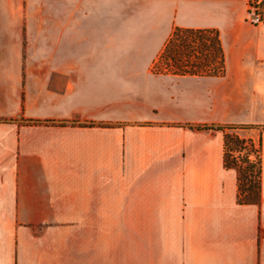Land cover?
Returning a JSON list of instances; mask_svg holds the SVG:
<instances>
[{"label": "crops", "instance_id": "obj_1", "mask_svg": "<svg viewBox=\"0 0 264 264\" xmlns=\"http://www.w3.org/2000/svg\"><path fill=\"white\" fill-rule=\"evenodd\" d=\"M250 0H0V264H264V23ZM215 28L222 76L161 74L174 29ZM261 141L238 201L222 130ZM116 226V227H115Z\"/></svg>", "mask_w": 264, "mask_h": 264}, {"label": "trees", "instance_id": "obj_2", "mask_svg": "<svg viewBox=\"0 0 264 264\" xmlns=\"http://www.w3.org/2000/svg\"><path fill=\"white\" fill-rule=\"evenodd\" d=\"M255 7L256 23H264V0H250ZM251 8L249 11H251ZM155 73L176 75L222 76L226 72L225 51L220 31L215 28L190 29L176 27L153 66ZM199 129L224 132L227 169L238 176V201L241 204L261 203V141L241 136L239 129L251 125H199ZM243 151H245L243 153ZM252 154L255 159H252Z\"/></svg>", "mask_w": 264, "mask_h": 264}, {"label": "rangeland", "instance_id": "obj_3", "mask_svg": "<svg viewBox=\"0 0 264 264\" xmlns=\"http://www.w3.org/2000/svg\"><path fill=\"white\" fill-rule=\"evenodd\" d=\"M255 7L251 8L248 16L253 20L252 16L255 14ZM247 129H239L237 132L240 135H245ZM252 159H255V155L252 154ZM6 217H0V251H4V243L6 236ZM116 227V226H115ZM133 233H120L117 230L110 232L109 241V264H135V248L133 246ZM4 259L0 256V260Z\"/></svg>", "mask_w": 264, "mask_h": 264}, {"label": "water", "instance_id": "obj_4", "mask_svg": "<svg viewBox=\"0 0 264 264\" xmlns=\"http://www.w3.org/2000/svg\"><path fill=\"white\" fill-rule=\"evenodd\" d=\"M252 18H253V20H256V19H257V16L254 14V15L252 16Z\"/></svg>", "mask_w": 264, "mask_h": 264}, {"label": "built area", "instance_id": "obj_5", "mask_svg": "<svg viewBox=\"0 0 264 264\" xmlns=\"http://www.w3.org/2000/svg\"><path fill=\"white\" fill-rule=\"evenodd\" d=\"M245 151H243V153H244Z\"/></svg>", "mask_w": 264, "mask_h": 264}]
</instances>
